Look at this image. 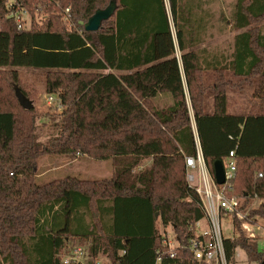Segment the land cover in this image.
Listing matches in <instances>:
<instances>
[{"label":"trees","instance_id":"trees-1","mask_svg":"<svg viewBox=\"0 0 264 264\" xmlns=\"http://www.w3.org/2000/svg\"><path fill=\"white\" fill-rule=\"evenodd\" d=\"M59 1L71 8L73 28L51 4L49 19L32 22L27 34L8 18L7 0H0V66L46 72V93L57 94L63 108L58 136L40 142L35 106L23 109L15 94L19 88L30 99L18 73L0 71V264H65L62 253L74 240H91L93 259L102 254L111 264H156L162 246L157 217L180 235L188 221L204 217L200 197L186 182V157L197 151L193 121L211 175L215 163L225 164L234 151L232 194L247 203L264 200V0H236L232 16L233 30L245 31L234 39L228 72L238 82L231 87L249 83L252 98L259 100L247 114L228 112L227 68L207 66L215 82L204 83L200 55L205 51H194L205 43L203 7L198 4L196 11L195 0ZM112 2L114 15L99 31L87 32L80 23ZM195 19L202 29L197 38ZM167 94L173 106L157 110L153 101ZM45 156L111 160L114 174L40 185L37 168ZM146 159H152L151 167L134 173ZM187 197L193 200L190 207L179 202ZM253 216L264 218V204ZM245 223L237 221L235 241L225 243L229 262L237 247L251 261H262ZM163 264L197 263L182 251Z\"/></svg>","mask_w":264,"mask_h":264},{"label":"rangeland","instance_id":"rangeland-1","mask_svg":"<svg viewBox=\"0 0 264 264\" xmlns=\"http://www.w3.org/2000/svg\"><path fill=\"white\" fill-rule=\"evenodd\" d=\"M203 3V2H202ZM236 0H210L202 4L204 27H205V46L207 48H202L203 46H198L194 48L196 52L207 51V54L201 56V68L204 70L203 79L207 86H212L215 82L214 73L207 72V66H211L212 69L218 68L222 70L225 69V80L227 81L226 95L228 100V112L230 114H247L252 108L259 103V100L252 98L254 92V86L249 83L243 84L244 88H238L237 90L231 87L235 82H238L230 72H228V65L231 56L228 54V47L230 46V38L233 35V23L232 16L235 10ZM172 22V20H171ZM173 33L176 38L175 27L172 23ZM30 30L26 33L29 34ZM177 40V39H176ZM204 40V37H203ZM220 47V55H209L208 51H211L216 46ZM215 51V50H214ZM176 57L181 62L182 53L179 49L178 43L176 41ZM208 63V64H207ZM211 70V69H210ZM0 71H16L19 75L20 85L23 90L28 94L31 100L34 102L35 115H36V133L40 142L46 143L50 138L57 137L60 127L62 125V114L63 108L61 107L59 96L53 94L55 101L49 103L48 97L51 94L46 93L45 89V79L46 72L38 71L30 68V66L23 67H7L0 66ZM185 81V80H184ZM241 87V86H240ZM186 96L189 100V93L186 87ZM210 112L212 111L213 100L212 97L207 99ZM174 100L171 95H160L153 101V106L160 111L167 110L173 106ZM190 104V103H189ZM190 108L191 117L193 118V112ZM195 124L193 121V129ZM152 165V159L144 160L139 167L134 170V173L144 171L150 168ZM186 173V172H185ZM114 174V166L111 160L97 161L92 160L87 157L77 156V157H65V156H45L39 163L37 168L36 181L40 185L50 183L54 180L63 179L65 177L73 176L81 180H105L112 178ZM263 201V202H262ZM247 203V202H246ZM264 204L263 199H250L246 206V211L250 213L253 210L258 209L262 204ZM256 221V226L254 225V232L259 237L264 235V231H257V226L264 227V218L255 216L252 217ZM157 228L161 232L163 225L157 217ZM223 228L225 235L233 234V222L231 217L223 218ZM247 228H245L246 230ZM174 230V229H173ZM170 234H172V229L168 228ZM248 234V231H245ZM68 248L64 253H62L63 260H70L66 264H111L110 259L106 255L100 254L96 259L90 256L89 249L91 246V240H74L68 241ZM64 254V255H63ZM234 264H257V262L251 261L247 254L240 253L236 256V261Z\"/></svg>","mask_w":264,"mask_h":264},{"label":"built area","instance_id":"built-area-1","mask_svg":"<svg viewBox=\"0 0 264 264\" xmlns=\"http://www.w3.org/2000/svg\"><path fill=\"white\" fill-rule=\"evenodd\" d=\"M6 3L8 18L14 21L20 32L30 30L32 22L36 24L45 23L50 17L48 8L51 4L55 6L54 9L62 11L64 24L71 29L74 26L71 8H63L59 0H47L44 4H31L30 0H7ZM58 100L60 99L57 98ZM48 101L49 103L54 102L55 97L49 95ZM194 132L197 151L195 156L186 157V182L189 188L200 197L204 217L197 222L188 221L181 235L176 233L171 225L163 226L160 232L162 246L157 251L156 264H163L164 260H174L182 251L192 253L193 260L197 264H234L236 256H239L240 253L246 254L244 250L237 247L232 261L229 262L226 256L225 243L226 241H235L238 233L237 221H246L244 224V231H248L246 235L256 240L260 245L259 252L262 254V261L257 262V264H264V235L259 237L253 233L256 221L250 217L251 209L246 211L247 198L232 194L233 182L237 178L235 152H231L223 164L225 183L218 185L204 160L196 127ZM259 177L262 178V174ZM253 199L259 200L257 197ZM179 202L185 207H190L193 204L191 197L180 199ZM227 216L232 218L234 227L233 234L230 235H225L223 228V218ZM168 228L172 229V234L169 233ZM245 228L247 229L245 230ZM256 230L264 231V227L257 226ZM69 262L70 260L64 261L65 264Z\"/></svg>","mask_w":264,"mask_h":264},{"label":"water","instance_id":"water-1","mask_svg":"<svg viewBox=\"0 0 264 264\" xmlns=\"http://www.w3.org/2000/svg\"><path fill=\"white\" fill-rule=\"evenodd\" d=\"M116 8V3L112 2L106 9L98 10L87 23L81 22L80 24L87 32H97L100 30L102 23L109 20L114 15ZM15 94L23 109L29 111L34 109L33 102L27 98L19 88L15 89ZM214 178L218 185H223L225 183L224 166L220 161H217L214 165Z\"/></svg>","mask_w":264,"mask_h":264},{"label":"crops","instance_id":"crops-1","mask_svg":"<svg viewBox=\"0 0 264 264\" xmlns=\"http://www.w3.org/2000/svg\"><path fill=\"white\" fill-rule=\"evenodd\" d=\"M195 4H196V11H197V9H198V7H197V5L198 4H201L202 5V1L201 2H199L198 0H195ZM192 25H193V33L195 34V36H196V38H197V36H198V33L199 34H202V29H201V26L199 25V22H198V20L197 19H195L194 21H193V23H192ZM245 30H239V31H234L233 32V35H232V37L230 38V46L228 47V54H229V56H231V55H233V53H234V39H235V37L237 36V35H239V34H241V33H243ZM175 37V36H174ZM201 46H203L202 48H207L208 46H205V44H201ZM209 48V47H208ZM213 49L211 50V51H208L209 53V55H220L221 54V52L222 51H220L219 49H220V47L217 45L216 47H212ZM215 50V51H214ZM204 55H206L207 54V51H205L204 53H203ZM208 64V63H207Z\"/></svg>","mask_w":264,"mask_h":264}]
</instances>
